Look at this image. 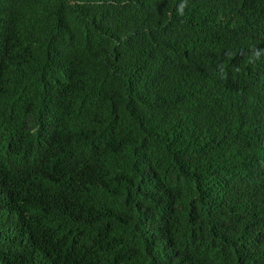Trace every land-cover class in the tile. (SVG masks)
I'll return each mask as SVG.
<instances>
[{
  "label": "trees",
  "instance_id": "trees-1",
  "mask_svg": "<svg viewBox=\"0 0 264 264\" xmlns=\"http://www.w3.org/2000/svg\"><path fill=\"white\" fill-rule=\"evenodd\" d=\"M0 264H264V0H0Z\"/></svg>",
  "mask_w": 264,
  "mask_h": 264
},
{
  "label": "clouds",
  "instance_id": "clouds-1",
  "mask_svg": "<svg viewBox=\"0 0 264 264\" xmlns=\"http://www.w3.org/2000/svg\"><path fill=\"white\" fill-rule=\"evenodd\" d=\"M165 1H176V0H165ZM183 0H180V2H182ZM185 5H181L179 11H180V14L182 15L183 14V9H184ZM254 58L255 59H259L260 58V51L259 50H256L254 52ZM221 67V70H223V65L220 66Z\"/></svg>",
  "mask_w": 264,
  "mask_h": 264
}]
</instances>
